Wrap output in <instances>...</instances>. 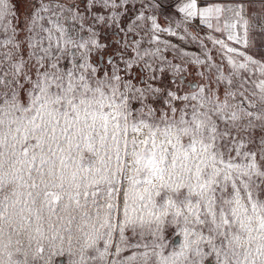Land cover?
<instances>
[{"label":"snow or ice","instance_id":"1","mask_svg":"<svg viewBox=\"0 0 264 264\" xmlns=\"http://www.w3.org/2000/svg\"><path fill=\"white\" fill-rule=\"evenodd\" d=\"M0 264H264V0H0Z\"/></svg>","mask_w":264,"mask_h":264}]
</instances>
